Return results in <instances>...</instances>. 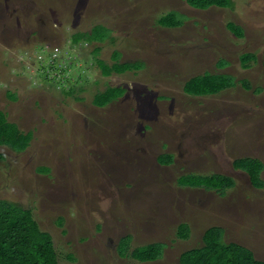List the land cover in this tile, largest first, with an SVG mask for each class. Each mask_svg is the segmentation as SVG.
<instances>
[{
  "label": "rangeland",
  "instance_id": "obj_1",
  "mask_svg": "<svg viewBox=\"0 0 264 264\" xmlns=\"http://www.w3.org/2000/svg\"><path fill=\"white\" fill-rule=\"evenodd\" d=\"M232 2L0 0V142L15 148L0 143V200L31 210L58 264H179L214 226L264 261V0ZM203 74L233 86L186 95ZM109 91L123 95L101 108ZM242 158L262 162L261 184L232 167ZM212 174L234 187H191ZM127 236L130 250L164 244L162 257L121 258Z\"/></svg>",
  "mask_w": 264,
  "mask_h": 264
},
{
  "label": "trees",
  "instance_id": "obj_2",
  "mask_svg": "<svg viewBox=\"0 0 264 264\" xmlns=\"http://www.w3.org/2000/svg\"><path fill=\"white\" fill-rule=\"evenodd\" d=\"M194 2L193 8L199 10H205L211 6L226 7L229 2L233 4L232 0H191ZM201 1V2H200ZM232 6V5H231ZM171 18V26L174 28L180 27L183 22L174 20L173 15H168ZM160 25H165V18L161 19ZM168 22V21H166ZM230 25V24H229ZM101 26V25H99ZM177 26V27H176ZM234 26V25H231ZM169 27V26H168ZM242 30V29H241ZM93 32V31H92ZM91 32V33H92ZM83 33L87 37L89 44L103 42V37H96L93 34L87 32ZM96 33V32H95ZM243 36V35H242ZM76 44L77 41L74 40ZM94 53L99 52V47H94L92 50ZM113 54V53H112ZM246 56H240L239 62L241 68L246 70L249 68L248 64L255 60V55L250 53H244ZM97 59V57L95 58ZM113 59V56H112ZM105 62L98 59V67L103 73L106 66ZM113 64L114 60H113ZM130 64L123 63L120 65H112L118 73H123L131 70L139 71L141 67L130 68ZM262 65L264 69V56L262 59ZM50 67V66H49ZM68 81V80H65ZM66 85V84H64ZM233 86L232 79L225 75H213L203 74L201 76H195L184 84L183 92L190 96H207L214 95L222 91L223 89ZM70 88L68 93L70 92ZM125 91V90H124ZM109 91L111 100H103L101 108L106 107L113 101H117L121 95H115ZM96 94L93 97L92 104L94 107L96 104ZM101 101V100H100ZM7 123L5 116L0 112V125ZM1 129V128H0ZM30 134V133H29ZM1 135V131H0ZM31 137V135H29ZM1 143V142H0ZM1 144L6 145L10 150L14 151L13 143L7 139V141ZM173 157L170 159L172 163ZM250 159V160H249ZM170 161H167L168 163ZM170 163V164H171ZM169 165V164H166ZM232 167L236 170H241L248 175L252 186L261 184L259 175L263 170V164L261 161L253 158L236 159L232 163ZM198 177V176H196ZM213 177V178H212ZM203 181H196L193 186L195 188H204L207 191H214L219 196H223L226 190L234 187V182L231 178L212 174L206 176ZM187 184H182V187ZM180 186V185H179ZM190 188V187H188ZM255 188V187H254ZM188 226L180 224L177 228L176 237L180 240H186L188 238ZM130 237L127 236L122 239L119 244V256L121 258L128 257L132 260H136L140 263L155 262L162 257L163 249L165 245L162 243H153L143 247H136L130 250L129 247ZM179 264H264V261L256 260L253 253L235 243L226 242L224 240L223 228L214 226L206 229L201 237V246L186 250L179 255ZM0 264H58L57 253L55 251L51 236L47 232L40 230L37 222L34 220L31 210L24 209L10 201L0 200Z\"/></svg>",
  "mask_w": 264,
  "mask_h": 264
},
{
  "label": "crops",
  "instance_id": "obj_3",
  "mask_svg": "<svg viewBox=\"0 0 264 264\" xmlns=\"http://www.w3.org/2000/svg\"><path fill=\"white\" fill-rule=\"evenodd\" d=\"M235 171H237V170H235ZM240 171V170H239ZM243 172V171H242ZM246 174V173H245Z\"/></svg>",
  "mask_w": 264,
  "mask_h": 264
}]
</instances>
